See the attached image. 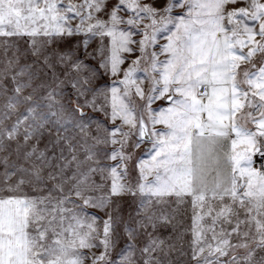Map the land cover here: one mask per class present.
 Listing matches in <instances>:
<instances>
[{
    "label": "snow or ice",
    "instance_id": "snow-or-ice-1",
    "mask_svg": "<svg viewBox=\"0 0 264 264\" xmlns=\"http://www.w3.org/2000/svg\"><path fill=\"white\" fill-rule=\"evenodd\" d=\"M229 3L236 0H166L163 7L117 0L111 8L107 0L78 4L0 0L2 37L27 36L37 45L38 37L51 43L83 33L86 52L89 40L99 38V46L89 55L99 58L100 68L117 79L95 87H86L94 74L71 79L76 91L73 111L83 115L84 107L91 106L109 117L113 126L105 127V135L100 136L98 125L93 139L96 144L113 145L108 158L119 160L102 166L95 145L83 146V159L70 145V159L62 154L63 163L49 174L56 182L48 193L28 196L17 194L26 180L21 176L12 182L16 173L9 170L5 158V170L0 173V264H84L82 249L98 247L103 251L92 254V264H110L114 217L107 214L101 233L96 223L100 217L89 215L86 207L106 209L112 196L125 193L141 198L137 213L141 218L136 223L144 229L170 221L168 215L153 210L154 204L169 200L182 204L190 199L195 264H264V258L256 259V250L264 251V3L248 0L247 6L231 9ZM178 8L182 11L176 12ZM72 20L79 23L73 27ZM137 35L139 40L134 39ZM137 50L140 55L123 68V54ZM33 51L39 54L40 49ZM58 55L69 70L86 67L78 59L68 63L71 56L66 53ZM6 63L0 75L10 76L13 88L0 112V149L6 147L5 140L17 141L19 152L43 135L45 125L58 126L66 120L52 111L56 97L62 95L58 87L41 97L48 101L46 105L40 103L34 99L33 73L27 67L13 72L12 61ZM44 65L52 69L58 85L64 83L56 77L48 56ZM22 76L27 79H18ZM27 88L32 92L23 95ZM158 100L165 103L153 107ZM21 105H26L25 110L18 112ZM45 107L48 112L42 111ZM78 127L83 132L87 126ZM141 144L147 146L146 158L137 160L138 177L131 184L123 177L132 150ZM37 153V159L48 160L35 144L25 155ZM257 154L262 158L259 167L254 166ZM106 170L112 177L110 191L91 195L100 187L92 175ZM30 171L39 178L38 167ZM125 231L130 242L121 254V264H137L132 242L136 230L126 227ZM162 243L150 239L140 249L142 264H159L153 253Z\"/></svg>",
    "mask_w": 264,
    "mask_h": 264
},
{
    "label": "rangeland",
    "instance_id": "rangeland-1",
    "mask_svg": "<svg viewBox=\"0 0 264 264\" xmlns=\"http://www.w3.org/2000/svg\"><path fill=\"white\" fill-rule=\"evenodd\" d=\"M67 3L68 0H63ZM73 3H81L82 0H72ZM117 0H107V5L111 8L115 5ZM166 0H141V3H155L157 7H163ZM264 3V0H260ZM248 0H236V3H229L227 7L237 8L241 6H247ZM176 12L182 11V9H175ZM122 16H127L128 13H120ZM102 18L107 19L104 13H98ZM251 24L252 21H246ZM71 25L75 27L79 21H70ZM121 27H126L121 25ZM37 45H33L30 42V38L27 36L21 37H2L0 36V74H2L3 69L7 66V61L11 60L12 64L10 70L13 72L19 71L22 67H27L28 71L33 73L32 86L36 88V94L34 99L38 100L40 103L47 104L48 101L41 99L45 96L51 87H58V91L62 95L56 97V101L53 102L54 107L52 111L62 113L65 117L66 122H61L58 126H53L51 123L45 125V130L43 135L39 138H33L28 142L26 146L21 148L19 152L16 151L17 141H4L6 145L5 148L0 149V173L5 170L4 160L7 158L9 170L14 171L16 174L12 177V182L15 183L16 180L23 176L26 182L20 186V191L17 193L19 195L28 196H41L46 195L48 191L52 188L53 184L56 182L49 179V174L54 173L58 168L60 163V156L63 154L65 158L70 159L72 153L69 152V146L75 145L77 151L76 155L83 159L85 153L83 152V146L85 144L92 146L95 145L94 151L97 153L98 162L102 166L115 165L119 160H111L108 155L112 148L111 144H96L93 137L98 135V125H99V135L103 136L104 128H111L112 122L104 112L94 109L91 106L84 107L83 115L79 112H74L76 102V91L72 88L70 80L76 78L77 76L83 77L86 75L94 74V80L86 87H95L110 85V83L117 79L105 72L104 69L99 66V58H93L90 53H93L94 49L99 46L100 40L98 37L92 38L88 42L87 52L84 48V34H73L72 36H63L55 39L51 43H44L46 39L44 37H38ZM134 39L139 40L140 36H135ZM259 39V37H257ZM7 40L9 43L5 44L4 41ZM108 38H105V44H107ZM164 41L161 40L160 43ZM133 47H137L133 45ZM39 48V54L34 53L33 49ZM158 50V49H157ZM66 53L71 56V63L75 60H79L83 67L79 72L75 69H68L67 63H61L59 53ZM126 59L125 63L122 65L123 68H127L132 59H135L140 55L139 51L133 53H124ZM48 56L49 62L55 66V75L59 79H63V84H57L53 76L50 74L52 72L51 68L44 65V57ZM161 59L164 57L161 56ZM246 67V66H242ZM65 72L68 73L65 77ZM18 79H27V76L18 77ZM42 85V86H40ZM147 81H145V87ZM40 86V87H37ZM13 82L10 76L3 77L0 75V112L3 111V105L7 100L8 96L12 95ZM32 92V88L25 89L23 95H27ZM89 98L91 94H88ZM84 97H81V103ZM99 102V101H98ZM165 101L158 100L153 105L157 107L163 105ZM108 106V105H106ZM26 105H21L18 108V112H23ZM44 112H48L49 109L45 107L42 109ZM15 115L11 120L6 123L11 125L15 120ZM55 119V117H53ZM116 123H120L119 120ZM78 125H86L85 131H81ZM57 127H59V132H57ZM157 128L162 127V125H157ZM20 142L23 141V137L19 138ZM135 137H133V141ZM131 143V142H130ZM37 145L40 151H45L48 157L47 161H41L37 159V155L32 157H27L25 153L31 149V146ZM115 147H119L116 145ZM146 145L141 144L139 149L132 150L133 158L128 161V172L127 175L123 177L125 182L135 184L138 177V168L136 167V162L140 158H146ZM262 162V158L257 154L256 156V166L259 167ZM36 166L40 169L39 178L35 177L34 172L30 171ZM73 169H68L69 174ZM123 171V169H119ZM92 179L96 184L100 185L99 188L93 193V196H101L110 191L112 177L109 171L96 172L92 175ZM30 180V182H29ZM2 194V193H0ZM76 199L78 203H82L78 198ZM140 197L133 196L131 194L125 193L120 196H112L110 198L111 203L106 209H101L97 207L87 206L86 212L89 215H95L100 217L97 226L102 233V221L107 218V214L111 213L114 217L115 231L112 235L113 246L109 252L110 264H121V254L127 252L129 244V236L125 231L126 227L133 228L136 230V235L133 238V243L135 244V259L137 264H142V254L140 249H142L150 239H157L163 243L160 245L159 249L153 253V255L159 261V264H195L191 259V241H192V206L190 199L186 200L185 203L176 204L172 200H169L165 204H154L152 206L153 210L159 213H164L169 216L170 221L164 222L159 221L156 228H141L138 226L136 221L141 217L137 215L140 208ZM99 243V240L96 241ZM86 254V259L84 264H92V254L99 253L103 251L102 248L82 249ZM243 253V249L238 250ZM264 258V251L259 249L256 250V259L259 261ZM226 259V258H225Z\"/></svg>",
    "mask_w": 264,
    "mask_h": 264
},
{
    "label": "crops",
    "instance_id": "crops-1",
    "mask_svg": "<svg viewBox=\"0 0 264 264\" xmlns=\"http://www.w3.org/2000/svg\"><path fill=\"white\" fill-rule=\"evenodd\" d=\"M257 156V155H256ZM256 156H254V161H255V165L254 166H256ZM257 167V166H256Z\"/></svg>",
    "mask_w": 264,
    "mask_h": 264
},
{
    "label": "built area",
    "instance_id": "built-area-1",
    "mask_svg": "<svg viewBox=\"0 0 264 264\" xmlns=\"http://www.w3.org/2000/svg\"><path fill=\"white\" fill-rule=\"evenodd\" d=\"M261 164V163H260Z\"/></svg>",
    "mask_w": 264,
    "mask_h": 264
}]
</instances>
